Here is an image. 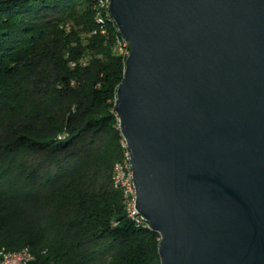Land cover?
Listing matches in <instances>:
<instances>
[{
    "label": "water",
    "instance_id": "water-1",
    "mask_svg": "<svg viewBox=\"0 0 264 264\" xmlns=\"http://www.w3.org/2000/svg\"><path fill=\"white\" fill-rule=\"evenodd\" d=\"M114 111L160 264H264V0H109Z\"/></svg>",
    "mask_w": 264,
    "mask_h": 264
},
{
    "label": "trees",
    "instance_id": "trees-1",
    "mask_svg": "<svg viewBox=\"0 0 264 264\" xmlns=\"http://www.w3.org/2000/svg\"><path fill=\"white\" fill-rule=\"evenodd\" d=\"M94 13L91 0H0V250L27 248L34 264H160L158 233L111 182L124 60Z\"/></svg>",
    "mask_w": 264,
    "mask_h": 264
},
{
    "label": "bare ground",
    "instance_id": "bare-ground-1",
    "mask_svg": "<svg viewBox=\"0 0 264 264\" xmlns=\"http://www.w3.org/2000/svg\"><path fill=\"white\" fill-rule=\"evenodd\" d=\"M94 5L95 13H94V21L98 25V29L100 33H104L103 23L104 21H110L112 25L115 27L112 18L109 13V0H91ZM116 35L113 41V51L120 55L125 61L128 53L129 46L127 40L118 32L115 27ZM94 32V31H93ZM124 151L122 157L115 161L112 166L111 171V182L114 188L119 190L121 193L122 201L124 204V208L127 212V215L135 220V221H143L144 220L140 216H134L133 205H135V190L132 184V171L130 168V162L128 153L125 147V143H123ZM131 184V188H130ZM139 218V219H138ZM145 227L151 229L150 224H143ZM21 255L25 257V262L34 263L35 256L31 253L27 248H23L20 250H0V264H4L5 254L13 255V254Z\"/></svg>",
    "mask_w": 264,
    "mask_h": 264
},
{
    "label": "built area",
    "instance_id": "built-area-1",
    "mask_svg": "<svg viewBox=\"0 0 264 264\" xmlns=\"http://www.w3.org/2000/svg\"><path fill=\"white\" fill-rule=\"evenodd\" d=\"M130 188H131V184H130ZM132 213H134V216H139L136 209H135V205H133V212ZM144 224H148V222L144 221ZM4 264H34V263L25 262V257H23L21 255H17L15 253L13 255H6L5 254Z\"/></svg>",
    "mask_w": 264,
    "mask_h": 264
},
{
    "label": "rangeland",
    "instance_id": "rangeland-1",
    "mask_svg": "<svg viewBox=\"0 0 264 264\" xmlns=\"http://www.w3.org/2000/svg\"><path fill=\"white\" fill-rule=\"evenodd\" d=\"M116 27V26H115Z\"/></svg>",
    "mask_w": 264,
    "mask_h": 264
}]
</instances>
